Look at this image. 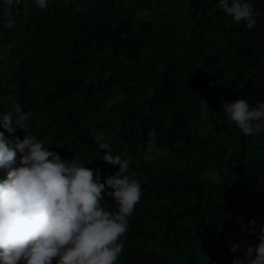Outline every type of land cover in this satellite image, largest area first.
Segmentation results:
<instances>
[{
	"label": "trees",
	"instance_id": "obj_1",
	"mask_svg": "<svg viewBox=\"0 0 264 264\" xmlns=\"http://www.w3.org/2000/svg\"><path fill=\"white\" fill-rule=\"evenodd\" d=\"M253 2L248 29L217 0H0V111L30 110L34 134L103 180L118 165L102 137L141 182L117 264H233V241L259 242L241 225L264 220V134L223 112L264 100V0Z\"/></svg>",
	"mask_w": 264,
	"mask_h": 264
},
{
	"label": "clouds",
	"instance_id": "obj_2",
	"mask_svg": "<svg viewBox=\"0 0 264 264\" xmlns=\"http://www.w3.org/2000/svg\"><path fill=\"white\" fill-rule=\"evenodd\" d=\"M217 3L232 21L244 22L248 29L257 25L253 0ZM35 4L45 9L50 0ZM10 91L18 96L20 84ZM223 108L227 120L244 135L264 134V100L253 105L238 96L225 101ZM31 119L32 112L19 104L15 111H0V264H117L124 249L121 237L143 192L140 180L129 173L130 158L114 154L107 140L95 137L99 148L106 149L102 159L118 165L102 180L98 168L74 155L62 158L34 134ZM148 135L151 146L156 130ZM105 195L117 209L105 207ZM241 227H258L259 242L233 241L230 250L243 253L233 257V264H264V220L257 225L253 218L249 228Z\"/></svg>",
	"mask_w": 264,
	"mask_h": 264
}]
</instances>
